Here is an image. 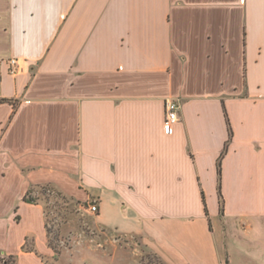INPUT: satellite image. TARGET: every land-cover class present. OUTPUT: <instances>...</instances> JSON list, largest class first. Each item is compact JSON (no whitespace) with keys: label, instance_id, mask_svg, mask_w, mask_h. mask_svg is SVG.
<instances>
[{"label":"crops","instance_id":"0c3cea01","mask_svg":"<svg viewBox=\"0 0 264 264\" xmlns=\"http://www.w3.org/2000/svg\"><path fill=\"white\" fill-rule=\"evenodd\" d=\"M4 99L0 257L60 261L49 185L167 264H264V0H0Z\"/></svg>","mask_w":264,"mask_h":264},{"label":"rangeland","instance_id":"374dc122","mask_svg":"<svg viewBox=\"0 0 264 264\" xmlns=\"http://www.w3.org/2000/svg\"><path fill=\"white\" fill-rule=\"evenodd\" d=\"M29 196L45 208L49 242L60 257L49 259L50 264H167L141 236L102 228L89 210L95 202H82L49 185L34 188ZM0 264L14 262L6 256Z\"/></svg>","mask_w":264,"mask_h":264},{"label":"built area","instance_id":"2783aa9c","mask_svg":"<svg viewBox=\"0 0 264 264\" xmlns=\"http://www.w3.org/2000/svg\"><path fill=\"white\" fill-rule=\"evenodd\" d=\"M21 69V62L19 58L12 57L9 59V70L12 74H16ZM180 102L176 98H168L166 101V119L165 128L167 132H173L176 124L180 121ZM92 212L98 211V205L92 204L90 206Z\"/></svg>","mask_w":264,"mask_h":264},{"label":"trees","instance_id":"16d2710c","mask_svg":"<svg viewBox=\"0 0 264 264\" xmlns=\"http://www.w3.org/2000/svg\"><path fill=\"white\" fill-rule=\"evenodd\" d=\"M0 101H5V99L4 100H0ZM220 166H221V164L219 163V175L221 176V167ZM220 195H221V190H220ZM25 200L26 201L29 200V201H32V202L36 201V199H34L31 196H29V193L26 195ZM221 204L223 205V201L222 200H221ZM48 235H49V233H48ZM50 245H51V243H50ZM51 246L56 251L55 246H53V245H51ZM10 257L13 259L14 264H17L16 257L15 256H10Z\"/></svg>","mask_w":264,"mask_h":264}]
</instances>
